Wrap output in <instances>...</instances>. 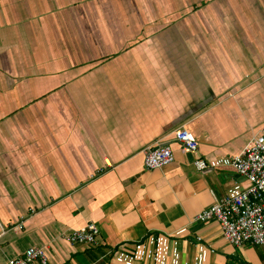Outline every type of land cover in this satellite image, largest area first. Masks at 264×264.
<instances>
[{
    "label": "crops",
    "instance_id": "1",
    "mask_svg": "<svg viewBox=\"0 0 264 264\" xmlns=\"http://www.w3.org/2000/svg\"><path fill=\"white\" fill-rule=\"evenodd\" d=\"M262 130L264 0H0V264H264L194 221ZM158 141L175 160L147 169ZM91 222L97 245L66 239Z\"/></svg>",
    "mask_w": 264,
    "mask_h": 264
},
{
    "label": "built area",
    "instance_id": "2",
    "mask_svg": "<svg viewBox=\"0 0 264 264\" xmlns=\"http://www.w3.org/2000/svg\"><path fill=\"white\" fill-rule=\"evenodd\" d=\"M172 141L177 142L185 153H193L198 149V140L186 127L174 131ZM144 164L147 169H157L169 165L175 160V152L171 142L163 141L150 144L142 150ZM198 169L206 168L203 160L195 162ZM231 166L238 175L248 181V186L233 196L215 198L214 203L199 212L195 222H218L223 238L234 246L245 244L264 245V130L255 135L251 141L231 160ZM16 228H21V225ZM99 227L95 223H87L80 229L67 234L71 243L94 246L99 242ZM201 237H198L200 240ZM49 264L43 247L32 246L17 258H11L6 264Z\"/></svg>",
    "mask_w": 264,
    "mask_h": 264
}]
</instances>
